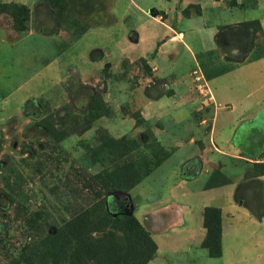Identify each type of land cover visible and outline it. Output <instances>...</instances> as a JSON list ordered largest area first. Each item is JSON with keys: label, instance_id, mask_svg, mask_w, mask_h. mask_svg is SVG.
Returning a JSON list of instances; mask_svg holds the SVG:
<instances>
[{"label": "rangeland", "instance_id": "obj_1", "mask_svg": "<svg viewBox=\"0 0 264 264\" xmlns=\"http://www.w3.org/2000/svg\"><path fill=\"white\" fill-rule=\"evenodd\" d=\"M140 15L174 25L153 0H0V264H52L45 238L102 198L103 209L133 216L152 239L135 209L195 169L208 177L207 188L230 185L237 201L264 216V194L250 180L264 174V117L250 120L252 128L241 124L246 118L233 119L241 124L232 144L237 155L214 160L224 151L216 140L221 118L198 91L233 66L212 72V55H192L199 47L192 42L187 49L180 31L178 46L148 36L133 46ZM212 197L198 205L231 211L224 197ZM205 211L214 234L220 221L222 235L220 210L206 208L203 222ZM242 215L233 224L248 234L226 239L225 249L255 240ZM218 248L221 236L212 249ZM167 249L173 245L160 246Z\"/></svg>", "mask_w": 264, "mask_h": 264}, {"label": "crops", "instance_id": "obj_2", "mask_svg": "<svg viewBox=\"0 0 264 264\" xmlns=\"http://www.w3.org/2000/svg\"><path fill=\"white\" fill-rule=\"evenodd\" d=\"M153 4L172 19L174 25L140 15L133 28V46L136 47L147 36L154 39L156 45L178 46L174 35L180 31L181 41L187 49L192 42L194 46L198 45L199 50H191L192 55L195 53L202 58L212 55V59L205 62L212 72L223 64L233 66L227 71L210 75L206 85L212 95L209 101L216 118L218 115L221 118L216 140L225 151L217 152L213 159L222 157L221 153L235 157L237 154L232 145L238 141L235 127L243 124L244 128H252L254 123L250 120L264 117V54L258 53L255 47L257 35L264 45V0H153ZM197 7L199 13L183 15L185 9ZM131 8L136 11L137 7ZM252 21L259 23L260 32L254 34L246 26ZM244 118L248 121L241 124L232 122L233 119L239 121ZM207 179L201 172L197 173V169L191 177L170 179L159 188L161 192L153 190L135 209L136 215L149 223L151 237L157 246L154 258L147 264H264V216L254 215L242 199L237 201V192L230 185L207 188ZM250 180L258 183L264 194V175ZM205 195L209 198L212 195L213 201L224 197V204L231 208L234 215L221 207L198 205V200ZM208 207L219 209L222 216V248L217 259L209 258L207 251L200 247L202 252H198L197 256V246L205 237L202 214ZM241 213L254 226L255 230L249 235H255V240L245 243L251 245L250 250L248 246L239 249L226 246L225 249L226 239L235 238L237 234L239 237L236 239H241L248 234L245 230L239 231L233 224L235 216L241 221ZM157 239H160V244ZM159 245H173L174 249L160 251Z\"/></svg>", "mask_w": 264, "mask_h": 264}, {"label": "trees", "instance_id": "obj_3", "mask_svg": "<svg viewBox=\"0 0 264 264\" xmlns=\"http://www.w3.org/2000/svg\"><path fill=\"white\" fill-rule=\"evenodd\" d=\"M253 23L256 29L251 27ZM246 26L254 34L261 30L257 21ZM105 202V198L98 200L90 207L94 209L81 211L64 222L54 236L45 238L46 244L52 242L48 253L52 264H147L154 258L157 247L148 232L131 215L113 217L103 209ZM212 222L205 211L203 224L207 233L202 247L209 250L212 258H218L221 250L212 248L219 244L220 221L218 234L211 230Z\"/></svg>", "mask_w": 264, "mask_h": 264}, {"label": "built area", "instance_id": "obj_4", "mask_svg": "<svg viewBox=\"0 0 264 264\" xmlns=\"http://www.w3.org/2000/svg\"><path fill=\"white\" fill-rule=\"evenodd\" d=\"M198 91L201 94H203L205 97H207L209 100H211L212 98L211 92L205 83L198 85Z\"/></svg>", "mask_w": 264, "mask_h": 264}, {"label": "water", "instance_id": "obj_5", "mask_svg": "<svg viewBox=\"0 0 264 264\" xmlns=\"http://www.w3.org/2000/svg\"><path fill=\"white\" fill-rule=\"evenodd\" d=\"M113 196L115 198H122L123 197V194L116 193V194H113Z\"/></svg>", "mask_w": 264, "mask_h": 264}]
</instances>
